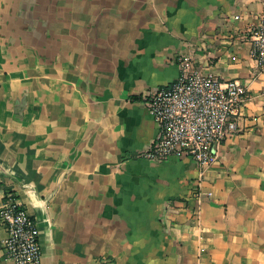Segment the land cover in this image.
Returning a JSON list of instances; mask_svg holds the SVG:
<instances>
[{"label":"crops","instance_id":"obj_1","mask_svg":"<svg viewBox=\"0 0 264 264\" xmlns=\"http://www.w3.org/2000/svg\"><path fill=\"white\" fill-rule=\"evenodd\" d=\"M264 0H0V205L36 221L40 264H264ZM191 69L248 91L199 177L137 157L144 94ZM6 231L0 223V264Z\"/></svg>","mask_w":264,"mask_h":264},{"label":"built area","instance_id":"obj_2","mask_svg":"<svg viewBox=\"0 0 264 264\" xmlns=\"http://www.w3.org/2000/svg\"><path fill=\"white\" fill-rule=\"evenodd\" d=\"M252 55L264 68V15L249 30ZM181 72L169 85L144 94L143 102L157 127L152 144L137 157L163 161L190 157L203 170L217 160L216 147L237 131V119L248 91L238 79L220 80L180 59ZM6 231L3 255L12 264H40L41 247L36 221L22 203L6 193L0 205Z\"/></svg>","mask_w":264,"mask_h":264}]
</instances>
